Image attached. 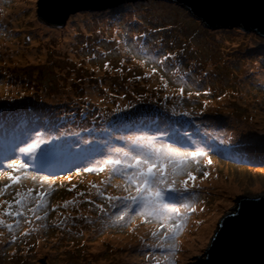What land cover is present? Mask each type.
<instances>
[{
  "label": "rangeland",
  "instance_id": "rangeland-1",
  "mask_svg": "<svg viewBox=\"0 0 264 264\" xmlns=\"http://www.w3.org/2000/svg\"><path fill=\"white\" fill-rule=\"evenodd\" d=\"M38 2L0 0V14H3V4L12 8V14L18 12L17 16L11 14L9 20L0 16V19L3 18L0 20V111L3 110L4 114L9 112L16 104L14 96L26 85L27 92L24 90L26 96L23 98L27 99L31 90L34 94H31L25 107L31 105L38 112L35 123L28 122L27 128H19L17 134L20 139L13 138L9 145L18 142L23 147L21 141L39 131L46 142L49 135L60 136L58 141L48 143L62 145L67 139L77 141L78 147H74L73 143L70 146L72 151L80 152L78 158H81L82 153H94L92 146L96 143L100 150L103 146H110L109 151L124 145V141H116L114 135L109 138L111 142L108 138H98L103 129H95L96 126L110 122L104 114L107 109L129 113L127 109L131 110V107L146 105L166 113L170 110L173 116L182 117L179 120L186 121L182 124H177L170 116L154 131L147 128L150 135L165 133L162 139L181 149L203 147L212 160L211 165L206 164L207 157L199 158L198 163L195 160L188 163V170L197 176L196 184L200 186L193 193L197 211L186 218L185 228L178 237L179 251L169 253L168 258L172 256L171 259L161 263L196 264L198 257L210 248L222 215L235 211L238 198L245 194L264 195V166L242 161L241 157L240 160L226 158L221 154L223 149L227 152L241 149L248 140L246 130L256 131L255 128L245 129L243 122L241 133L232 135L225 132L227 129H215L218 123L205 121L199 123L202 124L199 129H191L189 123L193 119L184 116H201L203 111H208L209 115L217 114L211 117H218L216 120L219 121L227 115L221 114L226 113L224 108L232 104L229 115L234 116L233 121L245 120L251 126H261L264 130V36L239 27L210 28L187 8L172 0H126L112 8L81 9L71 14L63 27H55L39 19ZM36 20L50 29L38 27ZM161 26H166V30L154 31ZM141 47L148 51L140 52ZM169 53L174 55L162 64L147 60L154 55L160 60ZM153 67L156 72H152ZM255 70L260 71L258 78V75H253ZM206 73L210 78L203 80ZM181 87L184 88L183 95L179 92ZM61 108L67 111L62 113L63 118H67L68 114L69 118L60 123L62 128L59 132L56 125L54 129L43 125L44 113ZM109 112L108 115L115 113ZM155 112L159 111L153 110ZM88 117L94 118L95 123L82 122ZM7 118L0 113V132ZM51 118L48 116V120ZM153 118L164 117L145 115L142 119L152 122ZM139 119L140 116H127L119 129H124V126L132 130L129 133L118 131L119 137L138 134L139 131L134 128ZM67 130H71L73 137L67 136ZM5 137H0V142ZM251 140L248 141L250 144ZM48 143L40 144L42 155H37L35 150L33 155L21 154L23 157H20L13 152V147L12 151L2 152L0 171L10 170L6 167L8 161L5 157L20 159L28 164L27 172H32L33 168L45 169L41 164L47 163L50 157L54 163L48 165L60 168L62 151L46 153L44 149ZM32 157L37 161H32ZM102 158L97 156L92 166L95 160ZM205 171L210 173L207 178H203ZM35 173L37 179H32L33 175H25L20 184L5 189L0 195L3 202L0 211H4L10 202L15 211L17 191L33 189V194L41 190L47 193L45 206L36 211L37 214H44L38 221L39 226L32 224L28 229L26 223L20 220L19 226L10 231L6 225L14 224L15 219L3 217L5 226H0V233H3L0 236V264H65L85 259L97 264H155L147 259V251L139 235L128 229L118 233L129 225L113 223L111 216L100 213L95 207L100 201L108 207L107 200L96 199V193L91 194L95 190L91 185L95 182L103 184L104 179H109L107 173L80 181L68 178L41 181V174ZM7 183L6 178L0 180V188ZM115 183L122 184V177L114 176L105 193L122 192L114 187ZM71 195L78 196L82 203L77 200L76 204L64 207L65 201H74ZM29 207H36L35 201L25 210ZM78 207L83 208V213L77 211ZM200 208L203 211H199ZM136 220L140 217L136 216ZM149 225L151 227L148 228L154 230V225ZM151 230L147 231V237ZM25 232L29 234L23 235ZM13 236L16 239L11 242ZM147 241L151 242V237ZM159 259H164V255Z\"/></svg>",
  "mask_w": 264,
  "mask_h": 264
},
{
  "label": "snow or ice",
  "instance_id": "snow-or-ice-1",
  "mask_svg": "<svg viewBox=\"0 0 264 264\" xmlns=\"http://www.w3.org/2000/svg\"><path fill=\"white\" fill-rule=\"evenodd\" d=\"M139 51L147 52L148 49L141 47ZM171 56L172 54L169 53L157 60L154 55L147 57V60L162 64ZM105 67L107 68L108 65L105 64ZM156 71L157 69L153 67L152 72ZM179 92L183 95L184 88L181 87ZM164 135L163 132L158 135H150L141 131L138 134L114 137V139L124 141V145L107 153H100L104 158L95 160L93 167L82 169L86 172L107 173L110 178L122 177L123 183L114 185L124 193L122 195H105L101 187L96 184L91 185L92 188L96 189V195L108 202V208L101 204H97L95 207L102 214H110L113 223L134 224L136 216H139L143 219V223L153 224L154 230L150 231L151 242L145 240L143 236L139 239L147 251V259L154 261L155 264H161V262L160 259L153 256L154 249H159L165 253V261L168 260L169 253L179 251L177 247L178 237L185 228L186 218L197 211L193 193L200 186L196 184L197 176L188 170V163L193 160L198 163L199 158L207 157L206 164H212L208 151L203 147L198 146L195 150L181 149L172 143L165 142L162 139ZM59 139L60 136H48V142ZM48 142L43 139L41 132L36 131L28 139L21 141L24 144L23 147L13 145V152L33 155L40 144ZM104 143L107 144V141ZM44 151L55 153L64 151V149L61 144L53 142L48 143V147ZM5 160L8 161L6 167L10 170L0 171V180L6 178L8 181L3 188H0V195L5 189L20 184L25 178L24 174L29 169V165L20 159L5 157ZM209 175L210 173L205 171L203 178H207ZM31 178L37 179L34 175ZM39 179L44 181L51 179V177L40 176ZM68 179L71 180V176ZM33 191V189H28L25 192L17 191L15 193L14 205L16 210L13 211V203H8V207L4 211H0V226H5L4 216L15 219L14 224L8 223L6 225L10 231L19 226L21 218H24L26 223L32 222L30 218L26 217L23 209L35 201L36 207L30 209L34 215L37 209L45 206L44 198L47 195L43 190L35 194ZM79 195L84 194L79 193ZM88 202L93 203V201ZM2 204L3 202L0 201V205ZM69 204H75V201H65L64 207ZM110 209H114L115 212L109 213ZM199 211H203V208H200ZM35 219L40 220L42 217L35 216ZM66 219L67 217L64 218V220ZM61 222L63 223V221ZM133 230L130 228V231ZM28 234V232L23 233L25 236ZM2 235L3 233H0V236ZM15 239L16 237L13 236L11 242H14Z\"/></svg>",
  "mask_w": 264,
  "mask_h": 264
},
{
  "label": "trees",
  "instance_id": "trees-1",
  "mask_svg": "<svg viewBox=\"0 0 264 264\" xmlns=\"http://www.w3.org/2000/svg\"><path fill=\"white\" fill-rule=\"evenodd\" d=\"M180 5L182 6V4H180ZM2 7H3V9L1 10V12L3 11V14H0V16H5L9 20V18H11V14H12V11H10V9H12V8L8 7L5 4H3ZM107 8H110V7H107ZM101 9H103V8H101ZM93 10H96V9H93ZM13 13L14 14H12V15H16V16L18 15V12L17 13L13 12ZM0 20H3V18L1 17ZM36 23H37L38 27L48 28L45 24L41 23L38 20H36ZM240 26L241 25H239V24L233 23V25H231V26H219L218 29H221V28L222 29L223 28H228L229 29V28H232V27L241 28ZM166 28H167L166 26H161L160 29L154 30V31H156V32L165 31ZM48 29H50V28H48ZM139 29L142 31L141 28H139ZM40 30H42V29H40ZM250 30L255 32V33H257V29L256 30L250 29ZM144 31H149V30H144ZM152 34L155 37H158V35L155 32H152ZM146 38L143 39V40H146ZM160 38H161V36L159 37V39ZM0 40H1V36H0ZM171 54H172V56L174 55L173 53H171ZM169 59H171V58H169ZM259 74H260V71L259 70H255L253 75H258L256 77V78H258ZM248 77H250V76H248ZM209 78L210 77L206 73V75H205L203 80H207ZM26 89H27V86L24 85L21 88V90H20V93H19L20 95L18 94L16 96H14L13 99H14V102H16V104L12 105L13 107L10 109L9 112L7 111L4 114L3 110L0 111L2 116L8 117L7 119H5L3 121L2 128H1L2 130L0 132L1 133L0 137L6 136L5 139L0 142V154H2V152H4V151H7V152L12 151L11 147H13V145L11 146V145H9V143L11 142V140H13V138H19L20 139L19 135L17 134V130L19 128H27L28 122L29 123H35V121H34L35 120V114L37 115L38 112L35 111V109L31 105H27V107H25L26 106L25 103H28L27 100L30 98L31 94H34V91L31 90L30 93H29V97L27 99H24L23 97L26 96V92H27ZM44 102L46 104L49 103L48 101H44ZM230 107H232V104L229 106V108ZM152 109L156 110V111H159V112L153 113ZM109 110H110V112H109ZM116 110L117 109H113V108L107 109L106 110L107 113H104V114L107 115L110 118V122L109 123L108 122H102L101 125L96 126L95 129H103L102 132L98 134V138L99 139L100 138H108V139L111 138L112 139L113 135H114V137H119V134H118L119 132L118 131H120V132L124 131L125 133H129V131L132 130L129 127H124L123 126L124 129H122V128L119 129L120 127H122V126H120L122 124V121L129 115L132 116V117L140 116L139 122L136 124L137 126L134 129L138 130L139 132L143 131V132H147V133L149 132V129L147 127H150V129L152 131H154L155 129L159 128L163 123H165L167 121V119L170 118V116H173V114H172V112L170 110H169L168 113H166L165 111H163L161 109L149 108L146 105H140L138 107H131V110L127 109V111L129 113L125 112L124 110H121V111H116ZM84 111L89 112L90 110L89 109H84ZM108 112L109 113L115 112V113L108 115ZM207 112L208 111H203L201 113V116H193V117L184 116V117H187L188 119H193L192 121L190 120L191 122L189 123L191 129H199V126L202 125V124H199V123H204L205 121H210L211 124L218 123L217 126L215 127V129H219V130H223V131H225V129H227V131H225V132H229L232 135H239L241 133L240 132L241 131L240 125L243 122H244L245 129L255 128L256 131H253V130L252 131L251 130L247 131L246 130V132L248 133L247 134V138H248L247 143H248V145L246 143L242 147V142H241V147H242L241 149L230 150L228 152L225 149H223V150H221V154H222L223 157H226V158L239 159V157H241L242 161H245V162H248V163H253L254 165H259L260 167L264 166V164L262 163V161L264 159V130H261L262 129L261 126H259V127L251 126L252 124H250L249 122H247L245 120H242V119H241L242 122L240 120L235 122V121H233L232 117H229V118L224 117V119L217 121L216 119L212 118ZM62 113H67V111L65 109L63 111L62 108H61V109H53L52 113H49V114L44 113V116H46V117H45L44 120H42L43 125L49 126V127L53 128V129H54L53 126L56 125L57 126V132H59L61 130V128H62V125L60 123H65L68 120V118H69V114L66 116L67 118H63ZM221 114L225 115V114H227V112L226 113L222 112ZM233 114H234V112H233ZM145 115H150L151 118L156 116V115H161L164 118H162V119L153 118L155 120L151 122V121H148L146 119H144V120L142 119L143 116H145ZM48 116H50L52 118L48 120ZM166 117H168V118H166ZM173 118L175 119L174 121L177 124H182V123L186 122V121L179 120L182 117L173 116ZM85 119H83L84 121H82V122L91 123L93 121L92 124L95 123L94 118H92V117H88L87 121H85ZM252 121L254 122V120H250V122H252ZM1 123H2V120L0 119V125H1ZM76 123L79 124L78 121ZM225 123H226L227 127H226ZM237 127H238V129H237ZM158 131L160 132V130H158ZM67 132H68L67 136L69 138L73 137V134H72L71 130H67ZM210 133L212 135L217 136L214 132H210ZM6 140H8V142H5ZM117 140L118 139H116V141ZM249 140H251V144L248 142ZM110 142H111V140H110ZM71 143H73L74 147H78L79 146L78 142L74 141L72 139H67L66 141L63 142L62 147H63L64 151H62L60 153V156H59V157H61V166H60V168H55L54 169L51 166H49V168H45V169L33 168L34 170L32 172H26L24 175H35L36 174L35 172H38V173L41 174L40 176L51 177V179H48V181H55V180H59L60 181L61 179L68 178L69 176H71V179H74L75 181H80L82 179L98 175L99 173L91 172L89 174L86 171H83L82 169L85 168V167H93L91 163L94 161V159H96L97 156H101L100 153L109 152V150H110L109 147L110 146H107V147L103 146L101 148V150H100V149L97 148V146H95L97 144L96 143V144L93 145L94 147L92 146V148L94 150V153H90L89 155L86 154V153H82L81 158H78L80 156V154H79L80 152L78 150H73L72 151L71 150L72 147L70 146ZM16 145H18L20 147L18 142H16ZM96 149H97V151H95ZM16 153L20 157L21 156L23 157V155L19 154L18 152H16ZM42 153H43V150H42V147L40 145V147L38 149H36V154L37 155H42ZM32 161H37V158L34 159L32 157ZM51 162L54 163L52 158L50 157L49 160L47 161V164L51 163ZM261 164H263V165H261ZM1 167H3V165ZM30 169H32V168H30ZM101 174H103L102 176L105 175V173H101ZM107 178H109V179H104L105 182H103V184H99L97 182H95L94 184H96L99 187H101V189L105 192L107 186L110 185L109 183L113 181V177L110 178L107 175ZM44 181H46V180H44ZM115 184L117 185V183H115ZM71 186L72 185H70V187ZM93 193H96V189L93 190V192H91V194H93ZM105 194L106 195H113V194L114 195H122L124 193L116 191V192H113L111 194H107V193H105ZM97 198H98V196L96 197V199ZM71 199L75 201V204H76L77 200H79L78 196L75 197L73 195H71ZM81 203H82V200H79V204H81ZM97 204H101L104 207L106 205L102 201L98 202ZM30 209L31 208L29 207L28 210L23 209V211L25 212L26 217L30 218L32 222L31 223H26L25 219L21 218V222L23 220V223H26L25 226H27L28 229H30L32 224L37 225V226L40 225L39 222H38L39 220H36L35 216H39V217H42V218L44 217V214H37L36 212L33 215V213L30 211ZM27 211H28V213H27ZM77 211L80 212V213H83L84 210H83L82 207H78ZM113 212H115L114 209H110L109 210V213H113ZM68 213H70V212H68ZM108 215L111 216L110 214H108ZM65 216H67V215H65ZM10 218H13V217H10ZM98 219L101 220L102 218L98 217ZM140 220H143V219L140 217ZM140 220H135L134 224H131V226L129 225L128 227L123 228L122 231L117 230V231H119L118 233L127 232L131 228V229H134L133 230L134 231L133 234H136V236L139 235V237L143 236V237H145V240H147L148 237H150V236L147 237L146 233H147L148 230H151V229L148 228V226L149 227H151V226L149 224H145V223L141 222ZM140 224H142L143 226H141ZM138 226H141L144 229L139 228ZM102 227L104 229H110L109 227H105V226H102ZM112 229H114V228H112ZM131 242L132 241H130L129 243H131ZM134 247H137V246L134 245ZM138 249H139V247L134 249V250L137 251ZM154 250H155L154 251V253H155L154 257H159L160 258L161 256L165 255V253H163L159 249H154ZM161 254H163V255H161ZM171 257L172 256H170L168 259H171ZM164 261H165L164 259H160L161 263L164 262Z\"/></svg>",
  "mask_w": 264,
  "mask_h": 264
},
{
  "label": "water",
  "instance_id": "water-1",
  "mask_svg": "<svg viewBox=\"0 0 264 264\" xmlns=\"http://www.w3.org/2000/svg\"><path fill=\"white\" fill-rule=\"evenodd\" d=\"M126 0H39L38 17L50 26L63 27L81 9L116 7ZM186 7L210 28L241 25L264 36V0H172ZM65 264H97L80 260ZM196 264H264V195L245 194L235 211L222 215L210 248Z\"/></svg>",
  "mask_w": 264,
  "mask_h": 264
},
{
  "label": "bare ground",
  "instance_id": "bare-ground-1",
  "mask_svg": "<svg viewBox=\"0 0 264 264\" xmlns=\"http://www.w3.org/2000/svg\"><path fill=\"white\" fill-rule=\"evenodd\" d=\"M243 56L246 57V55H243ZM244 63H245V62H244ZM244 63H243V64H244ZM230 110H231V109L228 108V107L224 108V111L227 112L226 118H229V117H232V118H233V117H234L233 115H229V113H231ZM212 115H213V116H218L217 114H213V113H211L210 116H212ZM212 118L217 119L218 117H217V118H216V117H212ZM87 154L89 155L90 153H87ZM262 163H264V159H263ZM41 166L44 167V168H49V165H48L47 163H42ZM185 249H186V248H185Z\"/></svg>",
  "mask_w": 264,
  "mask_h": 264
}]
</instances>
